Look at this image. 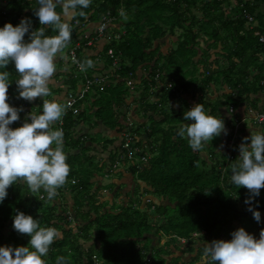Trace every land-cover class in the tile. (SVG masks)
<instances>
[{
	"label": "trees",
	"instance_id": "16d2710c",
	"mask_svg": "<svg viewBox=\"0 0 264 264\" xmlns=\"http://www.w3.org/2000/svg\"><path fill=\"white\" fill-rule=\"evenodd\" d=\"M226 2L92 0L89 8L82 9L84 16L77 15L69 21L72 38L68 46H75L80 60L90 59L94 66L79 71L71 60V51L65 60L61 57L57 61H66L67 72L56 66L53 80L65 81L70 75L68 79L73 90L83 88L91 80V88L82 99L91 101V123L97 125L101 121L110 130L120 131L124 129L122 121L124 125L128 122V131L133 134L129 149H122L118 137L106 139L103 145L106 150L109 146L115 148L111 155L112 167L117 159L129 166L117 168L118 163L114 164L116 171L123 170L118 172L120 175L109 185L111 187L106 186L112 193L116 190L119 203L109 204L107 200L110 198L101 194L102 182L106 178L104 170L109 161L102 162L103 168L101 163L96 175L91 177L95 180L88 182V186L78 184L79 188L74 191L69 188L71 180L68 179L66 185L58 189L61 192L71 190L74 201L71 207L66 199L63 202L60 199L58 204V195L50 202L43 189L33 193L26 183L17 182L8 189L7 197L0 203V247L29 246L30 237L13 228L18 212L39 220L41 227H54L62 234L51 245L48 255L43 257L46 264H57L58 257H64L66 264H202L207 243L230 241L231 234L240 228L259 239L261 230H264V189L251 204H246L250 198L249 190L232 183L231 166L240 156L235 150L236 145L233 149L226 148L229 154L233 150L237 152L231 156L235 163L228 164L227 160L215 158V139L207 142L202 150L193 151L186 136L178 135L182 126L192 123L184 120V114L195 105L202 104L206 114L210 111L216 117L221 105L233 99L249 100L263 89L264 61L260 63L259 55L264 54V11L261 12L259 6L264 5V0H253L252 7L246 0H237L236 19H229L223 11ZM240 6L242 10L239 11ZM38 8V0H0V28L8 23L18 26L22 19H29L32 23L30 31L38 30L41 27L35 15ZM56 11L62 13L59 6ZM254 11L261 14V27L252 26L246 18L245 12L252 14ZM84 23L94 25H91V34L84 31ZM57 34L46 28V36ZM167 36L178 37L180 44L163 53L160 41ZM201 36L211 41L208 47L216 42L220 45L216 44L208 55H201L197 49ZM25 38L28 40V35ZM92 39L93 44L89 45L87 41ZM102 39L106 44L101 47L103 54L100 56L105 59V70L100 68L94 54L95 48H100L97 41ZM221 46V51L216 52ZM110 49L114 50L113 57L107 55ZM211 51L215 53L211 54ZM221 58L226 60V65H218ZM200 68L203 71L198 77L201 87L197 92L194 87L198 83L196 76ZM252 68L261 71L260 75L253 76ZM3 71L11 73L7 102L12 107L24 109L27 101L19 98L15 83L19 79L18 73L0 68V72ZM166 78L169 81H165ZM224 85L230 92L213 103L210 95L219 94ZM154 96L157 99L153 100ZM132 97L136 108L132 110V119H127L123 109L129 112L128 102ZM82 100L76 107L79 108ZM180 101L185 104L184 110ZM172 104L179 105L180 109H174ZM85 113L87 116L86 111L74 113L70 110L63 116L61 127L53 126L54 129H63L64 146L71 144L67 142L71 129L80 124ZM25 115L24 109L20 112V120L10 127H21ZM139 119H148L149 122L141 123ZM231 129L240 131L242 138L251 136L241 126ZM229 136L230 132L225 136V145L232 139L238 144L244 142L239 136ZM78 159L80 156L67 155L71 169L69 176L73 175ZM124 173L132 177L135 187L126 199L121 198V186L125 183L120 182ZM40 194L45 196L40 198ZM250 207L260 212V222L254 219L253 212L248 211ZM235 223L240 226L236 227ZM164 238L167 241L161 244ZM144 239L149 241L145 243ZM155 239L158 243L152 249Z\"/></svg>",
	"mask_w": 264,
	"mask_h": 264
},
{
	"label": "clouds",
	"instance_id": "9594fccd",
	"mask_svg": "<svg viewBox=\"0 0 264 264\" xmlns=\"http://www.w3.org/2000/svg\"><path fill=\"white\" fill-rule=\"evenodd\" d=\"M91 2L38 0L39 8L35 10L41 25L38 30L30 31L32 23L29 19H22L18 26L8 23L0 28V68L6 69L14 63L19 75L15 81L19 98L28 102L43 100L41 114L31 112L21 127L13 129L10 125L20 120V112L24 109L12 107L7 102L11 73L0 72V203L7 197L8 189L17 182L26 183L33 193L43 189L50 202L58 195V189L68 182L71 169L64 152L63 129H54L53 126L62 122L71 105L44 98L51 95L49 85L57 71L56 60L63 57L71 42L69 21L77 15L84 16L82 9L89 8ZM58 6L62 13L56 11ZM248 15L253 21V16ZM124 18L127 19L126 16ZM46 28L58 34L46 36ZM26 35L28 41H25ZM73 62L78 63L81 71L94 66L90 59L81 63L73 57ZM184 120L192 123L182 126L178 135L186 136L193 151H200L207 142L222 133L227 134L224 121L206 114L202 104L186 111ZM239 153L237 163L231 166V181L237 187L249 190L250 198L245 203L251 204L252 199L264 189V134L244 138ZM248 211L253 212L254 219L260 222L259 211L251 207ZM13 228L17 233L30 237L29 246L0 247V264H46L43 257L48 255L61 233L54 227H41L39 220L23 212L15 215ZM231 235L230 241L207 243L202 264H264V230H261L259 239L243 228ZM57 264H66L65 258L58 257Z\"/></svg>",
	"mask_w": 264,
	"mask_h": 264
},
{
	"label": "crops",
	"instance_id": "0c3cea01",
	"mask_svg": "<svg viewBox=\"0 0 264 264\" xmlns=\"http://www.w3.org/2000/svg\"><path fill=\"white\" fill-rule=\"evenodd\" d=\"M246 2H249L251 7L253 6V0H246ZM236 4H237V0H227V2L223 5V11H225V14L229 16V19H236V16L238 14L236 12V10H238V8L235 9ZM259 9L261 10V12H263L264 11V5L261 7L259 6ZM240 10H242L241 6L239 8V11ZM250 15L253 16V21H251L252 26L261 27L262 23H263V21L261 22V19L259 17V15H261V14H259V12H257V11H254V13H252ZM86 23H87V21H86ZM91 25H92L91 23H89L88 25L85 24L86 30H84V31L87 34H91V28H92ZM92 26H94V25H92ZM81 35L83 36V34H81ZM178 35L179 34H177V36ZM85 39H87V38H85ZM172 40L178 41V37L167 36L164 40L160 41L162 43L163 53H167L171 50ZM25 41H28V40L25 38ZM199 41L200 42L198 44V49H199L200 54L202 55L204 53L201 52V48H200L201 45H202L204 50H207V49L209 50V47L207 46V37L201 36ZM88 42H89V45H92L93 39L88 40L87 43ZM233 42H235V41H233ZM97 43L100 44V48L96 47L95 48L96 51L94 54L97 55V57H98L97 58L98 65L100 66V68L104 69L105 62H103V60H105V59H104V57H101L100 54H103V52H102L103 49H101V47H103L106 43H105L104 39L98 40ZM77 45L80 46L79 43ZM221 48H223V46L219 47V49L216 52H220ZM65 50H66L67 55H69L71 51L75 52L77 55L79 54L76 51L75 46H73V47L68 46ZM210 53L214 54L215 51L214 52L211 51ZM107 55L109 56L108 52H107ZM259 57H260V63H262L264 61V54H260ZM60 58L61 57L57 58L56 66H58V67L61 66V69H63V72L66 73L67 69H68V67L66 68V66H68V64L64 60L61 63L57 62ZM78 58H79V61L82 63V61L80 60L81 57L79 55H78ZM225 61L226 60L224 58H221L218 65H220V66L226 65ZM62 63H63V65H62ZM97 69H98V67H97ZM97 69H95V70H97ZM212 69H214V68H212ZM252 70H253V72H255L253 76L260 75L261 71H259L258 69L252 68ZM202 71H203V68H200V73H202ZM96 74H97V72L94 73V75H96ZM68 78H70V75H68V77L66 78L65 81L56 82V80H53L52 83L49 85L50 90H51V94L53 95V97H51V95H50L48 97H45L44 99H47L49 101H55V102L62 101L60 104H66V99H67V95H68L67 93L70 91V92L77 94L80 90V88L73 90L71 88L70 81ZM88 79H91V77H89ZM250 81H251V79H250ZM261 84H263V83H261ZM57 90H59V91H57ZM229 92L230 91H229L228 87L226 85H224L222 87V90H220L219 94L210 95L211 100H213V103L216 101H219L217 99L222 98V95L224 93H229ZM133 97L130 98L129 102H128V105L130 106L129 111H132L133 108H136V104H134V101H133L134 98ZM154 99H157L156 96H154ZM36 101L40 104L39 105H37V103L35 104V101L34 102H28L27 101L26 102V104L24 106V109L26 112V115H25L26 117H28V115L31 112H34L36 114L42 113L43 109L41 106L43 105V100L37 99ZM222 103L224 104L225 101H223ZM172 107L174 109H177V110L180 109V106L177 104H172ZM69 111L70 110H68V108H67L66 113ZM85 111L87 112V116L85 113V116L82 117L83 121L81 120V122L78 126L71 129L70 135L67 139V142H70L71 144L68 146H64V152L66 155L72 156L74 154L76 156H80V159L77 160L76 164L73 163V160H72L73 165L75 164V166H74L75 169H74L73 175L68 177V179H70L72 181V182L71 181L69 182V185H71L69 188H71V189L73 188L75 191V190H77V188H79L78 184L79 185L85 184V186L86 185L88 186L89 185L88 182L90 183L91 180L92 181L95 180V178L91 179V177H94L93 174L96 175L97 169L101 166V163L104 161L103 163L105 164V162L108 163L107 161H109L108 167L105 168V170H104V172H105L104 177H106V178H105V182H102L103 183L102 184L103 190L101 192V194L103 196H108V195H106L107 194L106 192L109 190L106 188V186L107 185L109 186V184H110L109 181L110 182L114 181L115 178H117L116 176L120 175V174H118V172H121V170H123V169L119 168L116 171L113 168L114 164L116 165L117 163H118L117 168L119 166H122L119 159H117L114 162L113 167H112L111 155L113 153H115L114 152L115 148L112 149V146H109V148L106 150L103 145L107 141L106 139H108V138L112 139V138L118 137V141H119V138L121 139V137H123L124 133L126 131H128V126H127L128 122H126V124L124 125V122L122 121V125L124 126V129L121 128L120 131L117 129L116 130H110L109 128L105 127L101 121L97 122V125H95L94 123H91V116L89 117V114L91 113V101L82 100V103L80 104V106L78 108V112L82 113ZM261 111H264V86H263V89H260L257 94H253L249 100L246 99V101L243 103L238 104L236 102V99H233L230 103H225L224 106L221 105V108L219 109V111L216 112L215 115H216V118L222 119L224 121L226 131H227V133L230 132V135L234 134L235 137L239 136L240 131L237 132L238 130L233 131V129H231L233 126L237 125V126H241V128H243V129H245L246 134L250 136V134L251 135L252 134H254V135L255 134H264V128L262 126H260L259 124H257L254 121L253 116H252V114L255 115L257 112H261ZM208 114L211 115V112L209 111ZM139 121L141 123H147L148 119H139ZM131 122H134V120ZM61 123L62 122H57L54 125V127L55 126L61 127ZM128 132H130V131H128ZM221 135L224 137L226 136V134L224 135L223 133ZM225 139L226 138H224V140ZM234 139H236V138H234ZM242 142L243 141L239 142V145H241ZM229 143L226 145V148H228ZM248 143L250 144V142H248ZM224 145H225V143L220 147L221 151H224L226 149V148L224 149ZM238 154L240 155L239 151H238ZM124 157L126 158L127 156L125 155ZM92 159H95L98 161H95L91 166V160ZM131 162L132 161H130V164H131ZM142 162L146 163L147 161H142ZM104 164H103L102 168L104 167ZM124 165H126V163H124ZM127 167H129V166L127 165ZM115 172H117L116 173L117 175H115ZM129 180L133 181L132 177L130 175H127L124 173L123 177L121 178L120 184L125 183L126 185H125V188H123L124 190L121 192V194L123 196L121 198L126 199V195L129 193H132V191L135 188V187L131 186V183L127 182ZM73 181L78 182V183H76L74 185L75 182L73 183ZM44 196H45L44 194H40L39 197L43 198ZM108 197L112 200L114 199L113 195H111V194H109ZM58 198H59L57 200L58 204L60 203L59 202L60 199L62 200V202L65 201L64 199H66L69 207H71L74 204V201L72 200L73 196H72L71 190L66 189L63 192L58 190ZM61 236H62V234H61Z\"/></svg>",
	"mask_w": 264,
	"mask_h": 264
},
{
	"label": "rangeland",
	"instance_id": "374dc122",
	"mask_svg": "<svg viewBox=\"0 0 264 264\" xmlns=\"http://www.w3.org/2000/svg\"><path fill=\"white\" fill-rule=\"evenodd\" d=\"M247 15H246V18H247V20L248 21H251V17L248 15V13L247 12H245ZM209 42H211V41H209L208 39H207V44L209 43ZM180 44V41H174V40H172V43H171V50H173V48H177L178 47V45ZM216 44H218V46L220 45V43L219 42H216L215 44H211V45H209V47H210V49L209 50H212V49H214V46L216 45ZM200 48H201V52L202 53H204V54H207L208 55V53H209V50H204L203 49V47H202V45L200 46ZM197 49H198V47H197ZM66 56H67V53H66V50H64V53H63V59L65 60L66 59ZM207 66H208V64L206 63L205 64V68H207ZM6 69H8V70H10V71H13L15 74H17V72H16V69H15V65H14V63H10L8 66H7V68ZM199 70V69H198ZM197 78L198 77H201L200 76V70H199V73L197 74V76H196ZM198 80V83H196L197 85H195V87L194 88H196V91L198 92L200 89H198V87H201V84H200V78H198L197 79ZM165 81H169V79L168 78H166L165 79ZM200 85V86H199ZM221 90V89H220ZM220 93V92H219ZM186 94V93H185ZM190 94V93H189ZM192 95V94H191ZM193 96V95H192ZM51 97H53V95L51 94ZM190 99H191V97H189ZM153 100H154V97L152 98ZM246 100L245 99H238L236 102L238 103V104H240V103H243V102H245ZM60 102H62V101H60ZM180 103L182 104V106H183V110H184V102L183 101H180ZM190 103H191V101H190ZM184 104V105H183ZM252 114V113H251ZM123 115H125V116H127V119L128 118H132V115H133V113H132V111H129L128 113H126V110L125 109H123ZM252 116H255L254 114H252ZM149 122V121H148ZM240 133V132H239ZM254 135V134H253ZM230 138L232 137V135H230L229 136ZM224 136H219V137H216L215 138V140H216V147H215V144H214V146H213V148L215 149V152H216V154H215V158L216 159H220V160H227L228 161V164L230 163V164H232V163H235V161L231 158V156L232 155H234V154H237V152H235V150H237V151H239V144L237 143L238 141H234V142H230L229 143V147H231V149H233L234 147H235V145H236V147H235V150H233L232 151V154H229V152H228V150L227 149H225L226 148V145H224V151H221L220 150V147L224 144ZM239 138H241L242 140H244V138H242L241 136H240V134H239ZM121 141H123V137H121ZM248 142H251L250 140H248ZM208 153H206L205 154V156L208 158V155H207ZM95 161H98V160H95V159H92L91 160V166H92V164L95 162ZM122 165V167L123 168H126L127 167V165H124V164H121ZM119 175H117L116 177H118ZM134 181H136V179H134ZM115 182V180L114 181H112V182H110L109 181V183L111 184H113ZM128 183H131V186H133L134 185V183H133V181H131V180H129V181H127ZM108 183V184H109ZM109 184V185H110ZM108 187H111V186H108ZM123 188H125V184L124 185H122L121 186V192L124 190ZM107 194L106 195H108L109 196V194H111V195H115L116 194V190H114L113 191V193L112 192H110V191H107L106 192ZM114 199L112 200V199H108L107 200V203H109V204H113V202L115 201L116 203H119V200L117 199L118 198V196H116L115 195V197H113ZM118 200V201H117ZM144 200V199H143ZM146 202H147V200H146ZM115 206H116V204H115ZM111 206H108V208H110ZM170 214V213H169ZM94 219V218H93ZM235 226L236 227H239L240 225L238 224V223H235ZM146 241H149L148 239H144L143 240V242H145L146 243ZM167 241V238H164L162 241H161V244H165V242ZM142 243V242H141ZM158 243V240L157 239H155V242H154V245H153V243L151 244V246H152V249L154 248V246H155V244H157ZM143 244V243H142ZM142 246V245H141ZM150 246V247H151ZM199 246L197 245L196 246V248H198Z\"/></svg>",
	"mask_w": 264,
	"mask_h": 264
},
{
	"label": "built area",
	"instance_id": "2783aa9c",
	"mask_svg": "<svg viewBox=\"0 0 264 264\" xmlns=\"http://www.w3.org/2000/svg\"><path fill=\"white\" fill-rule=\"evenodd\" d=\"M251 21H252V18H251ZM108 54L111 56V57H113V55H114V51H113V49H110L109 51H108ZM73 57H75V60L76 61H78V62H80L79 61V58H78V56H77V54L75 53V52H72L71 53V60L73 61ZM76 64V66H77V69L79 70V71H81L80 70V67H79V65H78V63H75ZM91 80H89L88 82H87V84L83 87V88H80V90H79V92L77 93V94H75V93H73V92H69L68 93V95H67V99H66V104H70L71 106L70 107H68V110H73L74 111V113H78V108L76 107V105H77V102L78 101H80V100H82L84 97H85V95H86V93L90 90V88H91ZM253 119H254V121L257 123V124H259V125H262L263 127H264V112H257L256 114H255V116H253ZM61 125H62V123H61ZM132 141H133V135L130 133V132H128V131H126L125 133H124V135H123V141H122V149H129L131 146V144H132ZM131 155V154H130ZM182 242H185V240H181Z\"/></svg>",
	"mask_w": 264,
	"mask_h": 264
}]
</instances>
